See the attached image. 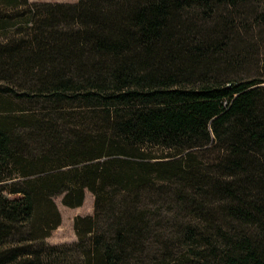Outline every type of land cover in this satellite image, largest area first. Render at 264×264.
Instances as JSON below:
<instances>
[{"label": "trees", "instance_id": "16d2710c", "mask_svg": "<svg viewBox=\"0 0 264 264\" xmlns=\"http://www.w3.org/2000/svg\"><path fill=\"white\" fill-rule=\"evenodd\" d=\"M0 264H264V0H0Z\"/></svg>", "mask_w": 264, "mask_h": 264}, {"label": "rangeland", "instance_id": "374dc122", "mask_svg": "<svg viewBox=\"0 0 264 264\" xmlns=\"http://www.w3.org/2000/svg\"><path fill=\"white\" fill-rule=\"evenodd\" d=\"M31 3H50V4H76L79 0H29ZM19 24V21H16ZM63 198L58 197L55 202L62 215V226L48 240L51 245L74 244L77 242V236L74 231V220L79 216H91L94 214V197L87 192L86 202L82 208L69 209L63 205Z\"/></svg>", "mask_w": 264, "mask_h": 264}]
</instances>
